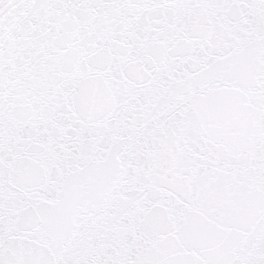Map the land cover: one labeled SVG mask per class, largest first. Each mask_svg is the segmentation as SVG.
Wrapping results in <instances>:
<instances>
[{
	"label": "snow or ice",
	"instance_id": "1",
	"mask_svg": "<svg viewBox=\"0 0 264 264\" xmlns=\"http://www.w3.org/2000/svg\"><path fill=\"white\" fill-rule=\"evenodd\" d=\"M0 264H264V0H0Z\"/></svg>",
	"mask_w": 264,
	"mask_h": 264
}]
</instances>
